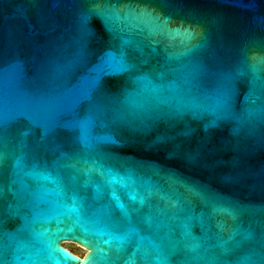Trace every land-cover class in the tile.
<instances>
[{"label":"water","instance_id":"obj_1","mask_svg":"<svg viewBox=\"0 0 264 264\" xmlns=\"http://www.w3.org/2000/svg\"><path fill=\"white\" fill-rule=\"evenodd\" d=\"M0 264H264V0H0Z\"/></svg>","mask_w":264,"mask_h":264},{"label":"rangeland","instance_id":"obj_2","mask_svg":"<svg viewBox=\"0 0 264 264\" xmlns=\"http://www.w3.org/2000/svg\"><path fill=\"white\" fill-rule=\"evenodd\" d=\"M62 243L64 246L71 248L72 250H74L75 253L81 256H83L86 253V250L82 246L76 244L75 242L70 241L68 243H65V241H63Z\"/></svg>","mask_w":264,"mask_h":264},{"label":"snow or ice","instance_id":"obj_3","mask_svg":"<svg viewBox=\"0 0 264 264\" xmlns=\"http://www.w3.org/2000/svg\"><path fill=\"white\" fill-rule=\"evenodd\" d=\"M71 233L72 232V228H67V229H64V228H60L59 229V234L57 235L56 237V240H55V244H56V248L60 251L59 249V240L62 239V238H65L64 235H62L61 233ZM89 260H91V257L89 258Z\"/></svg>","mask_w":264,"mask_h":264},{"label":"flooded vegetation","instance_id":"obj_4","mask_svg":"<svg viewBox=\"0 0 264 264\" xmlns=\"http://www.w3.org/2000/svg\"><path fill=\"white\" fill-rule=\"evenodd\" d=\"M72 252H74V250H72L71 248H69ZM75 253V252H74ZM77 254V253H76Z\"/></svg>","mask_w":264,"mask_h":264},{"label":"bare ground","instance_id":"obj_5","mask_svg":"<svg viewBox=\"0 0 264 264\" xmlns=\"http://www.w3.org/2000/svg\"><path fill=\"white\" fill-rule=\"evenodd\" d=\"M68 242H70V241H68V240L65 241V243H68Z\"/></svg>","mask_w":264,"mask_h":264}]
</instances>
